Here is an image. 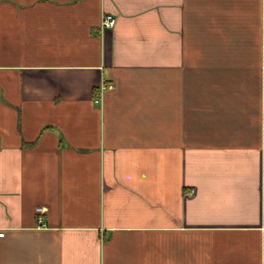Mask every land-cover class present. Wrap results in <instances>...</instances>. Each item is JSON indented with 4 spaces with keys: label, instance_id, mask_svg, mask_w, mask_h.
<instances>
[{
    "label": "crops",
    "instance_id": "0c3cea01",
    "mask_svg": "<svg viewBox=\"0 0 264 264\" xmlns=\"http://www.w3.org/2000/svg\"><path fill=\"white\" fill-rule=\"evenodd\" d=\"M0 232V264H264V0H0Z\"/></svg>",
    "mask_w": 264,
    "mask_h": 264
},
{
    "label": "built area",
    "instance_id": "2783aa9c",
    "mask_svg": "<svg viewBox=\"0 0 264 264\" xmlns=\"http://www.w3.org/2000/svg\"><path fill=\"white\" fill-rule=\"evenodd\" d=\"M115 24H116V17L113 14L108 13L102 17L100 28L101 29L112 28L115 26ZM113 88H114L113 84H110V83L101 85V87L99 88V97L95 98L94 101L96 103H100L105 91L108 89H113ZM37 211L38 213H41L43 211V208L38 207ZM4 234H5L4 232H0V237H3Z\"/></svg>",
    "mask_w": 264,
    "mask_h": 264
}]
</instances>
